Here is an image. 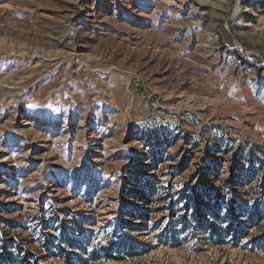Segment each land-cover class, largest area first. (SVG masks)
Masks as SVG:
<instances>
[{"label": "rangeland", "instance_id": "374dc122", "mask_svg": "<svg viewBox=\"0 0 264 264\" xmlns=\"http://www.w3.org/2000/svg\"><path fill=\"white\" fill-rule=\"evenodd\" d=\"M262 186L264 0H0V264H264Z\"/></svg>", "mask_w": 264, "mask_h": 264}, {"label": "trees", "instance_id": "16d2710c", "mask_svg": "<svg viewBox=\"0 0 264 264\" xmlns=\"http://www.w3.org/2000/svg\"><path fill=\"white\" fill-rule=\"evenodd\" d=\"M230 183H233V181H230ZM232 185V184H230ZM263 187V186H262ZM261 191L260 194L262 196H264V187H263V190H259ZM239 204L240 203H237L236 201H231L230 204L228 205V210L229 212L233 215V217H235L234 215H236V213L238 212V207H239ZM255 214H258V216H261V212L258 210V211H255Z\"/></svg>", "mask_w": 264, "mask_h": 264}]
</instances>
